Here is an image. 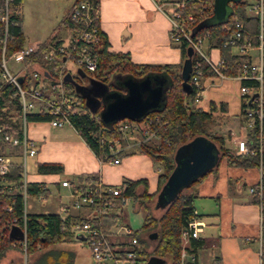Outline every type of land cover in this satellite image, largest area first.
<instances>
[{
	"label": "trees",
	"instance_id": "16d2710c",
	"mask_svg": "<svg viewBox=\"0 0 264 264\" xmlns=\"http://www.w3.org/2000/svg\"><path fill=\"white\" fill-rule=\"evenodd\" d=\"M83 0H74L79 3ZM92 8H98V0H87ZM180 1V0H177ZM182 13L192 14V19L186 21L185 29L191 36L204 35L208 33L207 42L210 47L219 49V58L225 66V72L228 75H235L239 72V64L248 59L249 56L238 53L235 45L225 44L232 36L235 29V22L239 20L242 25V36L252 41L253 45L258 44L259 24L258 18L250 12V0H232L228 2L227 18L225 21H216L213 13V0H183ZM206 4L204 8L203 5ZM207 18L213 20L205 21ZM64 21L68 26H72L70 18ZM98 26L99 40L91 46V50L97 56V65L94 71L79 69L76 74H67L70 80H65V86L70 89L71 94L76 96L75 105L80 109L71 116L72 126L79 132L89 147L101 158H107L109 153V144L114 138L123 142L122 133L111 124L110 126L102 123L97 110L92 113L85 103V99L75 89V83H82V75L94 79H111L113 74H128L134 77H142L148 73H159L170 78V84L165 92V101L159 109L151 110L142 119L148 117L150 123L149 129L155 130V136L149 139L140 138L136 150L143 152L159 167L158 184L156 191L148 193L146 190L145 179H124L123 195L131 197V205L134 211L142 214V223L139 229H133L129 234H123L124 237H135L138 247L136 249V264H144L150 259H157L161 264H177L181 249V230L187 222L195 216L193 200L197 196V183L210 171L216 169L219 160L225 157L230 165L235 166H259V156L257 153L236 154L234 148L225 145L223 134H210L206 128L207 123L212 120V114L215 110L225 111L224 103L218 105L211 101L208 109H203L194 103V97L202 86L194 85L190 82V71L186 80L188 86L184 85L181 75V67L184 60H189L191 66L195 63L202 70L203 74L207 72L208 65L192 50L188 54L189 44L180 34L177 41L171 43L180 49L181 60L176 64H147L133 63L126 54L107 50V39L105 34L99 28V20H95ZM264 37V27H263ZM25 44V37L21 31L20 11L13 13L9 26V36L6 44V54H10L16 49H20ZM44 51V45L39 46L36 53L32 54V60H40ZM264 53V48H263ZM55 63H45L43 66L52 67ZM243 84L255 85L253 80L245 79ZM111 88H116L110 83ZM187 87V88H185ZM14 87L8 86L0 91V127L3 133L21 136V107L17 96H12ZM122 90V88H121ZM46 93V92H45ZM246 104L240 100V116L242 106ZM48 115L44 112H30L27 119L30 121H46ZM141 119V120H142ZM140 121V120H139ZM203 135L208 140L216 144L218 155L217 163L207 172L193 179L188 185L181 188L175 197L167 204L157 207V195L165 183L168 175L176 164V155L183 151L185 145L195 136ZM229 135V134H228ZM102 139V140H101ZM250 139L256 143L255 135L250 134ZM6 147V151L1 152L10 156L20 154V145L0 143V147ZM1 149V148H0ZM262 167L264 170V150L262 152ZM62 170V165L58 163L42 162L37 164V171L41 173H55ZM98 176L96 174H84L77 177V182L72 186L73 190L79 186H85L88 183L96 184ZM1 180V179H0ZM10 186V189L8 188ZM141 188V189H140ZM48 189L41 188L38 181H31L26 186V195L38 196L42 198L48 196ZM112 199V204L104 214H97L96 211L105 206L95 203L88 207L94 211L90 217H81L78 221L90 220L97 226L103 235L111 241L114 230L124 221V205L119 203V197L106 194ZM155 196V197H154ZM154 197L153 205L151 200ZM252 200L258 199L252 196ZM262 201L264 211V187L262 190ZM153 209H162L160 215H154ZM77 222V221H76ZM75 221L69 216H61L54 212H33L24 207L22 193V167L20 162L13 160L9 164V171L5 180L0 181V256L3 255L6 248L16 246L22 249V241L25 239L26 250L32 254L42 247L51 243H62L78 238L77 233L72 226ZM139 232H144L140 236ZM156 233L151 238L150 233ZM148 243L152 244V249L147 250ZM191 249L196 253L198 248L205 246L204 240L200 238H191L189 240ZM264 249V235L262 236ZM73 252L64 249H47L37 256V264H71L73 261ZM36 260V259H35ZM29 264H36L31 262ZM211 264H221L214 260ZM264 264V257L262 259Z\"/></svg>",
	"mask_w": 264,
	"mask_h": 264
},
{
	"label": "crops",
	"instance_id": "0c3cea01",
	"mask_svg": "<svg viewBox=\"0 0 264 264\" xmlns=\"http://www.w3.org/2000/svg\"><path fill=\"white\" fill-rule=\"evenodd\" d=\"M98 1L99 28L106 36L107 50L126 54L133 63L163 65L180 62V49L171 43L169 37V18L162 9L157 8L155 0ZM74 4V0H19L21 31L25 42L35 44L46 41L52 35L65 38L68 34V23L64 20ZM24 11H27L26 15L31 12L37 16L38 23H35L32 32L24 26ZM41 13L45 17L42 23L39 21ZM43 29L47 32L42 33L40 30ZM208 52L212 58H219L218 48L210 47ZM201 76L202 81L199 80V84L209 88L217 87L218 84L228 87L229 80H233L211 75L208 70ZM240 100L239 95L231 97L221 92H209L204 89L197 106L208 109L211 101L217 105L224 103L226 109L220 111L221 114L228 115L230 102L237 104L240 113ZM216 111L218 110L213 113ZM239 123L241 124L242 121ZM230 130L228 133L230 137L239 134V130L237 134L233 133L231 128ZM28 136L38 145L37 154L31 157L34 170L28 173V180L46 183L48 196L51 187L58 190L66 189L67 201L62 203L64 213L59 214L69 216L75 222L81 217H90L94 211L88 206L74 208L71 205V188L62 186L60 184L62 180H68L73 186L79 175L96 174L103 184L117 185L124 179H145L148 193L157 189L159 167L150 156L136 150L139 139H134L135 142L132 144H127L129 140L123 139L122 144L116 145L119 152L111 153L104 159L95 154L79 132L69 124L55 127L46 121H33L29 123ZM233 146L232 143L230 148ZM114 158H119V161L113 163ZM42 162L61 164L62 170L55 173L38 172L37 164ZM258 176V166L230 165L225 157H222L216 169L208 172L197 183V196L193 200L194 214L203 222L197 238L204 240L205 243L204 247L196 251L199 264H211L214 260L221 264L258 263L259 246L264 235V211L252 200L247 190V186L254 183ZM59 204L61 206V202ZM125 207H123L124 212ZM120 224L133 229L123 220ZM118 228L120 231L121 228L118 226L112 234L111 241H126L128 238H124L123 234L116 235ZM76 241L84 244L85 250H82L81 254L90 256L88 245L80 237L63 242L66 243L64 250L72 251L74 254L71 264H75L77 259L75 247L79 243H74ZM181 243H189V241L181 239ZM205 249L211 250V256L209 254L205 259L202 256L204 262H201V253ZM110 263L111 261H106L102 264Z\"/></svg>",
	"mask_w": 264,
	"mask_h": 264
},
{
	"label": "built area",
	"instance_id": "2783aa9c",
	"mask_svg": "<svg viewBox=\"0 0 264 264\" xmlns=\"http://www.w3.org/2000/svg\"><path fill=\"white\" fill-rule=\"evenodd\" d=\"M156 6L162 9L170 21L169 37L170 41H177L178 34L182 35L188 42L189 47L207 65L211 75L224 79H236L240 81L239 96L244 104L242 106V123L239 127V134L231 137L236 154L257 153L259 156V176L254 183L247 186L251 196L258 199L257 203L262 208V190L264 187V170L262 167V152L264 150V0H250L249 9L257 16L259 24L258 44L253 45L252 41L242 36V25L239 20L235 22V29L232 36L225 44L235 45V50L243 55L249 56L243 60L239 66V72L235 75H228L225 66L220 58H212L208 52L210 48L207 39L208 33L204 35L191 36L185 29L187 20L192 19V14L182 13L183 0H155ZM169 6V7H165ZM206 7V4L203 5ZM19 11V0H0V91L8 86L14 87L12 96H17L21 107V136L3 133L0 127V143L20 145V154H23L22 167V193L24 199L26 186L29 182L26 171L27 157H34L38 152V145L34 139L28 136V126L30 121L27 114L30 112H44L48 115L46 122L55 127L71 124V116L79 109L75 105L76 96L71 94L70 89L65 86L64 77L66 74H77L79 69L94 71L97 65V56L92 52L91 46L98 42L99 33L95 20L98 19V8H92L89 1L83 0L75 3L67 17L73 23L68 26V34L65 38H58L54 35L48 37L46 41L35 44L26 43L20 49L6 54V44L9 36V26L13 13ZM44 45V51L40 60H32V54L36 53L39 46ZM55 63L52 67L43 66L45 63ZM11 63V64H10ZM17 63L19 65H17ZM38 67V68H37ZM74 69H76L74 71ZM190 82L199 85V77L203 74L202 70L195 63L191 66ZM21 78V80H20ZM245 79L253 80L255 85L243 84ZM205 87L196 92L194 97L195 105L199 104ZM46 92V93H45ZM256 92V96L251 95ZM150 119L146 117L140 121H133L128 118L120 119L113 123L123 138L127 131H141L142 139L154 137L155 130L148 127ZM250 134H254L256 143L250 139ZM102 140V139H101ZM119 143L117 138L109 144V153H116L119 150L116 145ZM19 154V155H20ZM13 156L0 152V181H4L9 171V164ZM119 158H114L113 163H117ZM42 189L47 190V184L40 182ZM62 186L70 187L72 196L71 205L74 208H81L91 204H106L100 207L96 213L104 214L112 204V199L106 196L107 193L119 197V203L126 205L130 203L131 197L123 195L124 182L117 185L103 184L97 179L96 184L88 183L73 190L68 180L60 182ZM10 189V186H8ZM43 199L41 195L36 196ZM26 208V207H25ZM203 222L193 216L181 230V239L189 241L197 238ZM125 230L126 234L130 229L126 225H119ZM73 230L84 236L90 250V255L98 263L111 261L113 264H136L137 239L131 237L126 241H109L100 229L90 220L77 221L72 226ZM248 239V237L246 238ZM22 250L26 259V242L23 239ZM190 243H181L180 255L177 264H199L196 253L189 246ZM258 263L262 264L264 257L263 243H260L258 251ZM26 264V260L24 262Z\"/></svg>",
	"mask_w": 264,
	"mask_h": 264
},
{
	"label": "water",
	"instance_id": "95a60500",
	"mask_svg": "<svg viewBox=\"0 0 264 264\" xmlns=\"http://www.w3.org/2000/svg\"><path fill=\"white\" fill-rule=\"evenodd\" d=\"M229 1L232 0H213V13L216 21L226 20ZM191 53L192 48L189 47L188 54ZM190 70V61L184 60L181 75L185 86H188L186 80ZM69 77L66 74L64 80H70ZM87 78L88 84L75 83V89L85 99L92 113L99 110V118L108 126L123 118L139 121L149 111L159 109L164 104L165 92L170 84V78L159 73H148L138 78L128 74H113L111 79L104 84L98 79L89 76ZM110 83H113L116 88H111ZM256 94L254 92L251 98ZM218 158L215 143L203 135L192 138L183 151L176 155L175 167L157 195V207L162 206V203L167 204L181 188L210 170L217 163ZM77 235L84 239L83 235ZM149 236L153 238L156 233H150ZM144 264L161 263L157 259H150Z\"/></svg>",
	"mask_w": 264,
	"mask_h": 264
},
{
	"label": "rangeland",
	"instance_id": "374dc122",
	"mask_svg": "<svg viewBox=\"0 0 264 264\" xmlns=\"http://www.w3.org/2000/svg\"><path fill=\"white\" fill-rule=\"evenodd\" d=\"M27 11H24V26L28 31H34V25L37 21L36 19V14L35 13H29L26 15ZM251 13H253L250 10ZM42 15L39 16V21H41V23L44 21L45 17L43 16V13H41ZM35 19V20H34ZM214 18H207L205 21H209V20H213ZM36 31V30H35ZM42 33L43 32H47L45 29L40 30ZM11 64V63H10ZM17 65H19L17 63ZM76 69H74L75 71ZM199 80L202 81V76L199 77ZM228 87H223L221 84H218L217 87H205L206 90H208L209 92L215 91V92H221L224 93L226 95H229L231 97H237V95H239V80L233 79V80H229V83L227 84ZM240 121H242V119H240V114H239V108L237 106V104L230 102L229 104V114L225 115V114H221V111L218 110L216 111V113L212 114V120L207 123L206 128L209 131L210 134H216V135H220L223 134L225 137V145L230 147L232 145V141H231V135L228 136V133L230 130V128L232 129V132L237 134L238 130H239V125H240ZM127 137V138H126ZM142 137L141 135V131H127L125 138L129 140L127 144H132V142H135L134 139H140ZM138 141V140H137ZM126 143V142H125ZM136 146V145H135ZM137 147V146H136ZM0 152L1 150L6 151V147L1 146L0 147ZM132 148V147H131ZM3 151V152H4ZM13 160H16L18 162H23V154H20L18 156L13 157ZM34 170V163H33V159L31 157H27L26 159V171L27 173H32ZM50 195L47 198L44 199H39L36 196H27V198L25 199V207L29 210V211H33V212H58L60 214L64 213L63 211V207H62V203H64L66 200V195H67V190L60 188L59 190L51 187L50 189ZM246 193V191H245ZM155 197V196H154ZM154 197L151 200V205H153V201H154ZM61 202V206L60 203ZM162 212V209H153V214L154 215H160V213ZM141 213H136L133 208L131 203L129 205H126L125 207V215H124V222L129 224L133 229H139L140 224H141ZM131 229V228H130ZM131 229V230H133ZM118 234L116 235H120L121 234H126L125 230L123 228L120 229L118 228ZM140 236H144V232H139ZM125 238V237H124ZM130 237H128L129 239ZM74 243H79L77 245L76 248V252H77V259L75 264H95V260L93 259V257L90 255L89 257L87 256H83V254H81L82 250H85V247L83 246L84 244H82L83 242L81 241H76ZM152 244L153 243H148V247L147 250L150 251L152 249ZM66 243H51L48 246L42 247L40 250H37L36 252L32 253L31 255L27 253L26 250V259L24 258V253L23 250L16 247V246H9L6 248L5 252L3 253V255L0 256V264H24L25 260H26V264L29 263H33L35 262L37 264V256L43 252L46 251L47 249H65ZM255 246V245H254ZM210 249H205L202 251L201 253V257H200V261L204 262L203 258H207V255L210 254ZM211 256V254L209 255ZM36 259V260H35ZM91 262V263H90ZM108 262V260H107ZM110 262V261H109ZM97 263V262H96ZM110 264H113L112 262Z\"/></svg>",
	"mask_w": 264,
	"mask_h": 264
},
{
	"label": "flooded vegetation",
	"instance_id": "af4514ba",
	"mask_svg": "<svg viewBox=\"0 0 264 264\" xmlns=\"http://www.w3.org/2000/svg\"><path fill=\"white\" fill-rule=\"evenodd\" d=\"M81 78L83 80L82 84H88L89 81H88L87 75L85 73H83V76ZM107 82H108V80L100 79V83H103L104 84V83H107ZM109 86H110V84H109Z\"/></svg>",
	"mask_w": 264,
	"mask_h": 264
}]
</instances>
